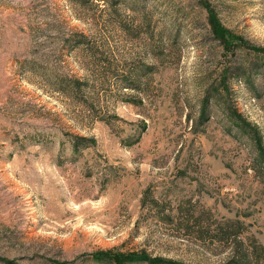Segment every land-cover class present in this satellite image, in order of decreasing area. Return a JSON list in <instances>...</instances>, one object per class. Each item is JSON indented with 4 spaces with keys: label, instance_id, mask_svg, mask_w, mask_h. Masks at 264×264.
<instances>
[{
    "label": "rangeland",
    "instance_id": "obj_1",
    "mask_svg": "<svg viewBox=\"0 0 264 264\" xmlns=\"http://www.w3.org/2000/svg\"><path fill=\"white\" fill-rule=\"evenodd\" d=\"M98 250L264 264V0H0V264Z\"/></svg>",
    "mask_w": 264,
    "mask_h": 264
},
{
    "label": "trees",
    "instance_id": "obj_2",
    "mask_svg": "<svg viewBox=\"0 0 264 264\" xmlns=\"http://www.w3.org/2000/svg\"><path fill=\"white\" fill-rule=\"evenodd\" d=\"M211 22L213 24L215 36L221 39L222 41H225L229 45L233 44L232 33L222 25V23L216 16L211 15ZM236 38L237 37L234 36L235 40ZM60 82L64 84V80ZM77 82L79 83L80 81L77 80ZM74 88H78V85H75ZM89 140H93V139H89L81 136H73V146L74 148L78 149L82 141H89ZM191 225L194 227H199V222L195 220L191 223ZM93 256L96 260L108 259L109 261L114 262L115 264H127L137 261H145L148 262L149 264L171 262L163 259L162 257H152L146 251H141V252L131 251L127 253H120V252L117 253V252H113L112 250H98L95 253H93ZM2 260L7 264H13L15 262L14 260L11 259H2Z\"/></svg>",
    "mask_w": 264,
    "mask_h": 264
}]
</instances>
